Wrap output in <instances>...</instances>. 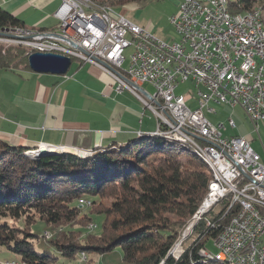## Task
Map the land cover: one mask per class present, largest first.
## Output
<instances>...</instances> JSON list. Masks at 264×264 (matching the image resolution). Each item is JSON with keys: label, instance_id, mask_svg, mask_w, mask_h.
I'll use <instances>...</instances> for the list:
<instances>
[{"label": "built area", "instance_id": "obj_1", "mask_svg": "<svg viewBox=\"0 0 264 264\" xmlns=\"http://www.w3.org/2000/svg\"><path fill=\"white\" fill-rule=\"evenodd\" d=\"M55 17L57 32H1L29 54L61 55L97 68L116 92L129 91L154 114L166 128L164 134L186 133V141L204 151L222 174V186L192 222L228 200V210L234 212L214 242V255L236 264H264V162L246 138L223 137L224 126L215 127L203 116L204 111L216 114L211 106L239 107L255 133L264 125V38L255 15L233 23L225 20L219 0H180L169 19L177 43L158 39L117 12L97 13L84 0H61ZM127 49L131 52L123 67ZM189 81L196 88L194 110L188 108L187 96L175 94ZM144 84L153 87V95L142 89ZM228 126L235 128L231 119ZM78 205L89 207L90 202L80 199ZM81 262H87L86 256Z\"/></svg>", "mask_w": 264, "mask_h": 264}, {"label": "trees", "instance_id": "obj_2", "mask_svg": "<svg viewBox=\"0 0 264 264\" xmlns=\"http://www.w3.org/2000/svg\"><path fill=\"white\" fill-rule=\"evenodd\" d=\"M91 1L118 9L153 0ZM227 1L235 16L259 11L264 27V0ZM8 29L30 30L0 8V32ZM29 55L21 47L0 46V71L30 70ZM155 139L94 150L84 160L55 153L29 158L25 153L34 149L0 140V250L16 256V264L70 263L82 254L101 255L116 247L125 264H225L212 259L206 245L215 242L234 210H228L225 199L215 205L220 204L218 213L214 206L185 233L206 195L210 174L185 145ZM106 197L109 205L101 204ZM87 198L92 208L98 201L100 205L84 214L78 200ZM93 216L102 218L98 236L86 232ZM34 217L50 228L78 229L44 240L26 229ZM39 240H44L42 251L34 248Z\"/></svg>", "mask_w": 264, "mask_h": 264}, {"label": "crops", "instance_id": "obj_3", "mask_svg": "<svg viewBox=\"0 0 264 264\" xmlns=\"http://www.w3.org/2000/svg\"><path fill=\"white\" fill-rule=\"evenodd\" d=\"M60 3L61 0H0V8L27 29L57 32L55 13ZM28 8L39 16L32 28L26 26L22 14ZM73 64L75 68L70 72ZM9 72L33 73L21 68ZM36 76L29 98L22 84L3 100L0 97L3 103L7 101L4 109L0 103V140L11 146L34 149L45 144L93 152L126 146L138 141L137 132L154 131L150 123H144L145 110L135 104L139 100L129 91L116 92L111 79L97 68L74 61L65 76Z\"/></svg>", "mask_w": 264, "mask_h": 264}, {"label": "rangeland", "instance_id": "obj_4", "mask_svg": "<svg viewBox=\"0 0 264 264\" xmlns=\"http://www.w3.org/2000/svg\"><path fill=\"white\" fill-rule=\"evenodd\" d=\"M180 0H157V1H151L148 3H141L136 6H131L127 5V7H120L118 9H115L114 6L113 8L110 6H105L106 9H109L110 12H122L124 14V17L142 28L143 30L149 32L151 35L157 37L158 39L166 42V43H177L179 42V36L176 34L172 26L170 25L169 19L171 18L172 15H174L177 11V7L179 4ZM228 3V1H227ZM92 9L95 12H103L104 5L99 4L97 2L92 1ZM102 5V6H101ZM100 6V7H99ZM99 7V8H98ZM33 8V7H32ZM228 9V8H227ZM257 11V10H255ZM255 11H252L254 13ZM117 12V13H118ZM259 12V11H258ZM250 13V12H249ZM23 16L26 18L25 19V24L29 28H32L35 26L36 22L39 20V16L35 13L34 10L31 8H28L26 12L22 13ZM233 16L236 14H232ZM8 30H14V29H8ZM0 46L3 47L4 49L9 48V47H21L27 50L29 52V49L25 47L22 44H16L14 42H11L8 38V34L5 32H0ZM131 52V49H127L124 53L125 57V62L123 67L127 66V61H128V56ZM70 72L75 68L74 64L72 65ZM49 75V74H48ZM52 78H57L59 76H55ZM37 77L36 74L34 75L33 73L29 72H23V73H11L9 71H0V97L3 100L7 95L11 94L12 90H17L21 84L25 93V97H28L32 93V83L34 80L33 78ZM29 80V83L27 81ZM142 89L146 91L149 95L154 94V89L150 84H144L142 86ZM22 92V91H20ZM175 94L177 96H187L188 101H187V106L191 110H194L197 108V100H196V88L192 82H186L184 84H181L175 89ZM19 97L22 95L19 93ZM11 97V96H10ZM0 101L3 109L5 107V103L3 101ZM28 100V99H25ZM9 101V100H8ZM139 102V101H138ZM135 100V104L138 105L141 109L143 106L140 105ZM211 106V105H210ZM215 111L216 114H207L206 111H204L203 116L204 118L211 123V125L217 127L219 125L224 126L225 131H222L223 137H244L250 142L251 149L257 153L263 160L264 162V125L260 124L257 133L253 130L252 125L249 123V121L246 119L242 109L239 107H236L234 109H230L227 107L223 106H211ZM144 109V108H143ZM143 112L144 116V123H150L154 130L156 129V119L155 117L146 109ZM231 119L234 124L235 128L231 129L228 126V120ZM185 135L184 133H180V136ZM179 136V135H178ZM186 136V135H185ZM160 139V137H156ZM160 140H164L161 138ZM159 140V142H160ZM165 140H167L165 138ZM170 140V139H169ZM145 143H155L157 142V139L155 138H150V139H144L142 140ZM168 141V140H167ZM176 141H170V142H175V143H180L182 145H185L188 147L190 150L193 151L195 154V148L191 146L185 139H181ZM185 143V144H183ZM263 147V148H262ZM41 148H44L41 146ZM194 149V150H193ZM46 151V150H45ZM31 153V152H29ZM33 154V153H31ZM34 156V155H33ZM205 167L207 166L204 163ZM207 171L210 174V180L213 175H211V171L209 167H206ZM209 184V183H208ZM208 187V186H207ZM110 195V192H108ZM208 195V190L206 192V195L201 203V205L198 208L196 215L203 214L205 213V209H203V205L205 203V200ZM97 199V198H96ZM86 201L90 200L87 198L85 199ZM101 204L109 205L110 200L108 197L106 198H101L99 200ZM96 202V205L92 208V204L90 203L89 207H84L83 213L84 214H89L90 210L91 211H96L100 205V203ZM220 204L215 206L213 209L214 213H218L220 209ZM205 210V211H204ZM193 217V218H194ZM33 219V220H32ZM30 218L27 222L26 229L33 231V233L39 237H43L44 240H49L52 234H59L63 230H77L78 228L76 226H64V227H53L50 228L42 223H40L37 218ZM92 224L96 226V228H92ZM86 232H90L94 236H98L102 232V218L100 216H93L92 217V222L90 223L89 226L86 227ZM44 240H39L38 243L34 245V248L36 251H42L45 247L43 246ZM207 251H210V253L215 254L216 252V247L212 241L208 242L206 245ZM53 257H57L55 254L52 255ZM85 256L87 258V262H81L85 261ZM214 256V255H213ZM58 258V257H57ZM219 262V261H218ZM10 263H18V258L12 254L3 252L0 250V264H10ZM224 263V262H222ZM54 264H125L122 260V252L119 247H116L112 251L104 254H97L93 252H88L85 255L82 254L79 256V259L73 262H65L62 261L61 259H57V261Z\"/></svg>", "mask_w": 264, "mask_h": 264}, {"label": "water", "instance_id": "obj_5", "mask_svg": "<svg viewBox=\"0 0 264 264\" xmlns=\"http://www.w3.org/2000/svg\"><path fill=\"white\" fill-rule=\"evenodd\" d=\"M1 36V35H0ZM28 68L30 71L36 74H51L55 76H65L72 64V61L68 57H64L61 55H54V54H42V53H32L27 58ZM102 65L109 69L108 66L102 63ZM116 75L119 76L115 71H113ZM121 77V76H120ZM123 81L132 87L133 89H136L139 91V89L131 83L129 80L121 77ZM144 108V107H143ZM145 109V108H144ZM147 110V109H146ZM150 112V111H149ZM151 113V112H150ZM152 114V113H151ZM154 116V114H152ZM155 117V116H154ZM156 119V129L152 133L144 134L142 132L136 133V138L139 140L144 139H150V138H156L162 136L161 134L166 133V128L163 127L161 122L155 117ZM41 145L45 144H39L37 147L34 148V150L31 151V153L26 152L25 156L29 158H38L43 155L47 154H59V155H70L75 158H79L81 160L86 159L92 152H87L82 149H78L76 147H52L49 145H45L48 149L46 151L41 149ZM34 155V156H33ZM195 222H192L191 225L188 227L187 233L191 228L193 227ZM13 264V263H10Z\"/></svg>", "mask_w": 264, "mask_h": 264}, {"label": "bare ground", "instance_id": "obj_6", "mask_svg": "<svg viewBox=\"0 0 264 264\" xmlns=\"http://www.w3.org/2000/svg\"><path fill=\"white\" fill-rule=\"evenodd\" d=\"M84 1H86L88 3H92L91 0H84ZM219 1H220V10L222 11L223 15L225 16V20H232L233 23H245V22H247V16H254L255 15V23H256L258 32H260L262 37L264 38V27L262 25V22L259 18V14L257 11H255L254 13L251 12L244 17H239V16H235V15L233 16L232 14H230V12L227 9V0H219ZM104 9L105 10L103 12H97V13L112 14V12H110L109 9H106L105 6H104ZM161 135L162 136H160V137L166 138L168 141L174 140V141L178 142L177 140L181 141L182 138L186 140V136H185L186 134L185 135L182 134V136H180V133H177V135H172V134H161ZM183 144H185V143H183ZM191 146H193V145H191ZM194 148H195V155L197 157H199L201 159V161L207 165L206 167H209V169L212 173L211 175H213L209 184H208V195H207V198H206L205 203L203 205V209L207 210L209 200H210L212 194L217 191V186H222V174L217 173V167L214 166L213 160L210 157H208V155L204 151H202L198 147H194ZM48 151H49V149H48ZM198 214H199V212H198ZM212 259H214L215 261L224 262L225 264H236L235 260H229L225 256L214 255V256H212Z\"/></svg>", "mask_w": 264, "mask_h": 264}]
</instances>
